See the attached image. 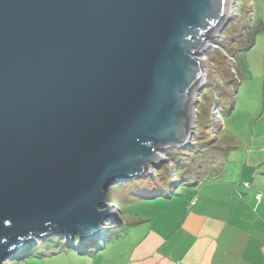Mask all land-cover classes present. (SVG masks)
Masks as SVG:
<instances>
[{"label": "water", "instance_id": "1", "mask_svg": "<svg viewBox=\"0 0 264 264\" xmlns=\"http://www.w3.org/2000/svg\"><path fill=\"white\" fill-rule=\"evenodd\" d=\"M235 2L0 0V264L53 235L105 239L111 185L196 133L197 54Z\"/></svg>", "mask_w": 264, "mask_h": 264}, {"label": "rangeland", "instance_id": "2", "mask_svg": "<svg viewBox=\"0 0 264 264\" xmlns=\"http://www.w3.org/2000/svg\"><path fill=\"white\" fill-rule=\"evenodd\" d=\"M210 44L197 54L204 59L207 81L195 110L196 133L186 146L168 148L167 163L156 165L148 175L111 185L108 200L117 203L112 221H119V209L135 213L142 203L162 197L141 200V195L171 189L182 193L190 188L186 182L222 178L252 182L251 177L243 180L240 170L244 150L264 138V0H236L232 21ZM217 103L221 117L215 113ZM80 246L79 240L73 242L74 249ZM71 248L66 237L53 235L35 241L32 248H21L4 264H60L67 259L61 251Z\"/></svg>", "mask_w": 264, "mask_h": 264}, {"label": "crops", "instance_id": "3", "mask_svg": "<svg viewBox=\"0 0 264 264\" xmlns=\"http://www.w3.org/2000/svg\"><path fill=\"white\" fill-rule=\"evenodd\" d=\"M241 165L242 179L252 178L249 187L206 179L186 182L182 193L142 195L162 197L135 213L119 209V228L109 230L104 244L62 250L67 259L60 264H264V195L256 198L264 193L262 136L244 150Z\"/></svg>", "mask_w": 264, "mask_h": 264}, {"label": "trees", "instance_id": "4", "mask_svg": "<svg viewBox=\"0 0 264 264\" xmlns=\"http://www.w3.org/2000/svg\"><path fill=\"white\" fill-rule=\"evenodd\" d=\"M196 142H197V141H196ZM170 191H172V189H171ZM165 192H166V191L163 190L162 194L165 193ZM157 194H158V192L156 193V195H157ZM154 195H155V194H151V195H149V196L152 197V196H154ZM141 196H142V195H141ZM115 223H118V222H115ZM47 238H48V237H47ZM39 240H40V239H39ZM39 240H38V241H39ZM77 240H79V237H78V236L76 237L75 240H72V239L68 240V241H67V245H68L69 247H72V248H73V242H75V241H77ZM85 241H86V239L83 240V242L80 243L81 246L78 248L79 250H81V251L89 250V249H91L92 247H95V245H96V243H97V241L94 240L93 244H89L90 246H89V245L86 246V242H85ZM34 244H35V242H33V245H32V246H31V245H27V247L29 246V247L32 248V247L34 246ZM25 247H26V246H25ZM19 251H20V250H19ZM19 251H18V252H19ZM18 252H17L15 255H17ZM26 253H28V251H27Z\"/></svg>", "mask_w": 264, "mask_h": 264}, {"label": "built area", "instance_id": "5", "mask_svg": "<svg viewBox=\"0 0 264 264\" xmlns=\"http://www.w3.org/2000/svg\"><path fill=\"white\" fill-rule=\"evenodd\" d=\"M218 104H219V103H218ZM215 110H216V111H215L216 116H217V117H221V112H220V109H219V105H218V107H216ZM243 185H244L245 187H249V186H250V183H249V182H243ZM262 197H263V193H262V192H258L257 195H256L257 200H261ZM100 242H101L102 244H104V240L101 239Z\"/></svg>", "mask_w": 264, "mask_h": 264}, {"label": "bare ground", "instance_id": "6", "mask_svg": "<svg viewBox=\"0 0 264 264\" xmlns=\"http://www.w3.org/2000/svg\"><path fill=\"white\" fill-rule=\"evenodd\" d=\"M233 13H234V10H233ZM202 60H204L203 58H201Z\"/></svg>", "mask_w": 264, "mask_h": 264}]
</instances>
